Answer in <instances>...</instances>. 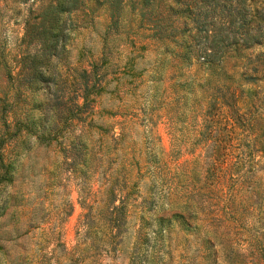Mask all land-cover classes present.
I'll return each instance as SVG.
<instances>
[{"label": "rangeland", "instance_id": "1", "mask_svg": "<svg viewBox=\"0 0 264 264\" xmlns=\"http://www.w3.org/2000/svg\"><path fill=\"white\" fill-rule=\"evenodd\" d=\"M43 2L0 0V264H264V152H252L264 144V0L244 2L249 33L261 32L260 43L229 45L231 56L223 62L240 86L254 90L262 116L251 115L262 123L259 136L249 126L241 139L199 132L206 107L219 132L227 127L222 107L205 96L213 75L199 86L201 67L187 69L170 53L176 44L150 36L127 10L109 22L97 7L87 23L68 29L66 51L41 66L43 79L33 76L19 100L12 91L3 97L1 64L15 73L25 19ZM82 68L97 79L77 109L69 102ZM241 72L252 81L238 77ZM61 96L75 119L62 116L47 138L37 140ZM13 103L19 108L7 116ZM74 134L79 139L71 148ZM110 176L124 208L109 237L107 224L96 223L93 213ZM213 177L221 181L215 189L192 188ZM190 191L202 205L187 218L181 204ZM239 201L243 209L232 214ZM87 208L91 226L81 232L77 220Z\"/></svg>", "mask_w": 264, "mask_h": 264}, {"label": "trees", "instance_id": "2", "mask_svg": "<svg viewBox=\"0 0 264 264\" xmlns=\"http://www.w3.org/2000/svg\"><path fill=\"white\" fill-rule=\"evenodd\" d=\"M245 1L44 0L38 10L25 19L22 35L19 37L21 52L17 58V64L14 65V67H17L15 73H12L13 68L9 69L5 63L1 64L2 73L6 78L5 86H7L3 97L9 96L12 91V98L15 101L19 100L21 88L28 87L33 76L43 79V71L40 69L48 61V58L55 57L58 59L63 57L66 51L65 39L68 29L87 23L94 10L103 6L107 12L109 22L117 21L121 17L122 10H127L136 16L138 27L149 30L150 36L162 40V42L167 40L176 44L177 49L170 50L172 56L181 64H184L187 69L188 66L201 67L202 74L200 75V80L197 81L199 86L210 82L209 77L213 75L214 80L211 84V89H205V96L207 101L214 99L220 109L222 107L225 115L224 123L227 127L223 132H219L221 125L212 123V119L207 118L212 117V114L210 115V111L206 107L202 113L205 118L202 128H200L201 130H199L201 134L210 138L216 131L226 137L241 139L246 129L249 126H253L257 132L255 136H259V132H262L263 129L262 123L257 119L262 118V116L260 108L255 105L254 90L240 86V82L233 78V74L226 72L223 67L224 58L231 56L228 52L230 49L228 48L229 45L232 46V50H236L238 49L236 45L249 47L261 41V32H258V34L249 33L246 7L244 6ZM72 14H75V19H73ZM185 31H187L186 36H182L181 34ZM167 47L168 45L164 44L163 50H167ZM103 55L104 49L100 55L102 65L106 61ZM91 65L93 64L91 63ZM91 71V68L89 70L82 68L81 80L80 78L78 80V92L75 93L74 99L69 102V105L71 104V106L78 109L87 103V85L89 83L94 88L96 86L95 79H97L93 77ZM180 73L183 72L181 71ZM238 77L250 82L253 75L241 72L238 73ZM179 97L180 94L175 91L173 101H177ZM77 98H81V101L78 102ZM241 98L242 100L244 99L243 106L239 104ZM245 101L246 105H244ZM211 106L212 104L209 108ZM212 107L213 109L215 108L214 106ZM17 108L19 107L16 104H9L6 111L7 116L9 114L14 116ZM53 109L55 116L41 128L40 132L35 134L37 140L42 141V139L47 138L55 123L61 120L62 116H64L63 118L66 121L75 119V116H71L68 113L70 107L65 106L62 96L57 98ZM254 110L258 113L257 119L253 118V116L251 117ZM2 117V127L6 126V129H8L10 121L6 120L7 117H4V115ZM18 122V120L15 121V123ZM77 139H79V134H74L69 140L70 145H72L71 148L76 146ZM1 141H3L2 133L0 135ZM254 151L264 152V144H259L252 148V152ZM114 182L115 179L112 176L107 179V184L103 188V198L93 213L96 223L99 220L102 224H107L105 232L109 237L113 235V229L119 227L123 218L124 208L123 198L116 196L120 187L114 186ZM220 182L218 177H213L201 184H192V188L195 190L204 188L211 191ZM195 193L197 192L190 191L185 194V202L181 204V211H185L187 218L195 214L193 207H201L202 205L200 199L194 196ZM229 195L230 193L224 198L226 202L232 201ZM187 198L191 199L193 204H190ZM115 200H118V202L114 203ZM81 206L84 207V202H81ZM89 208L82 211L78 217L77 224H80L83 228L81 232H87L91 226L89 225V221H92L89 218L91 214ZM242 209L241 201L238 204L231 205L232 214L240 212ZM171 215H178L183 218L180 212H173ZM234 219H237V217H234ZM94 246L97 247L96 244Z\"/></svg>", "mask_w": 264, "mask_h": 264}]
</instances>
